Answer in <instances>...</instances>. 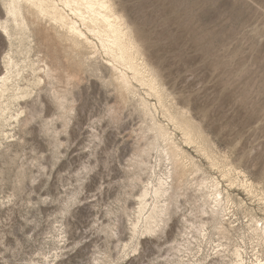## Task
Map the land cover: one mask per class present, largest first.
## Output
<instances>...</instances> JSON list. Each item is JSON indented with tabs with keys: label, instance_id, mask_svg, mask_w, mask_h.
<instances>
[{
	"label": "rangeland",
	"instance_id": "1",
	"mask_svg": "<svg viewBox=\"0 0 264 264\" xmlns=\"http://www.w3.org/2000/svg\"><path fill=\"white\" fill-rule=\"evenodd\" d=\"M114 4L138 38L167 108L190 120L215 166L202 147L185 140L147 87L137 83V93L126 103L117 99L113 86L105 84L107 70L99 76L85 71L78 86L70 87L74 110L63 114L51 98L66 84L46 78L36 86L43 60L50 61L48 50L66 64L63 49L49 41V47L42 46L36 31L28 55L26 43L15 39L10 46L0 28V72L5 71L10 52L21 67L28 56L35 62V71L25 66L14 82L31 95L12 100L17 90L13 85L3 99L8 119L0 116V264H95L98 257L112 264H162L170 255L165 238L144 237L141 252L127 256L118 239L130 238L136 199L154 175L148 169L135 186L130 185L136 148L147 141L141 137L151 122L140 112L141 98L151 105L154 120L170 131L207 176L229 188L238 171L247 175L258 192L249 195L235 183V197L245 208L264 213V0H114ZM101 62H106L105 56ZM71 63L63 67L72 70ZM18 113L29 118L27 122L11 119ZM159 154L154 149L148 156L156 173L167 168ZM231 168L234 173L224 178V170ZM192 179L188 201H180L175 218L189 214L199 195ZM238 212L244 217L243 209ZM109 228L119 235H109Z\"/></svg>",
	"mask_w": 264,
	"mask_h": 264
},
{
	"label": "bare ground",
	"instance_id": "2",
	"mask_svg": "<svg viewBox=\"0 0 264 264\" xmlns=\"http://www.w3.org/2000/svg\"><path fill=\"white\" fill-rule=\"evenodd\" d=\"M0 3V9L4 12L0 28L10 46L13 47L14 40L19 39L21 43H26V54L29 55L34 48L31 36L37 31L43 40L42 46L49 47L48 41L56 44L67 55L66 64L73 63V69H67L68 65L61 64L58 55L48 50L50 61L43 60L44 68L36 82V86H40L47 78L50 83L66 84L65 89L54 91L51 98L63 114L74 110L75 103L71 104L69 95L80 83L83 73L90 70L99 76L103 70H107L108 80L105 84L113 86L117 99L126 103L130 95L137 93V83L147 87L149 93L158 98L163 112L183 132L185 140L202 147L204 154L215 166L211 151H204L205 141L201 134L195 132L190 120L167 108L160 82L145 61L132 27L116 10L114 0H0ZM103 56L106 57L105 63L101 62ZM24 63L35 71V62L31 59L29 61V56ZM5 65V71L0 72V116L8 119V103L5 104L3 100L6 94L13 87V91L17 90L12 100L29 97L31 93L22 89L18 83L14 85L25 66L21 67L12 52L8 53ZM139 101L140 112L149 117L151 122L141 137L147 141L136 148L131 164L133 173L130 174V185L135 186L142 179L141 172L148 169H152L154 175L142 186L141 194L136 199L138 206L129 227L130 238L127 241H123L121 235L118 238L123 254L127 256L130 251L141 252L146 244L143 238L156 236L158 240L165 238L164 241L169 243L170 255L162 264H264V213L258 215L253 208H245L244 201L237 200L233 192L236 183L248 191L249 195L255 194L257 190L252 181L242 171H238L239 177H232L229 188H224L218 178L207 176L202 166L175 142L170 131L154 120L155 112L148 101L144 98ZM21 113L10 117L15 122H27L29 118L20 117ZM149 132L152 133L150 137ZM154 149L160 152L158 160L167 165L161 173H156L155 168L149 165L148 156ZM234 171L232 168L224 170V178H230ZM191 177L195 181L193 187L199 194L198 198L192 203L189 214L175 218L180 201L186 203L190 196L187 189L192 185ZM240 209H243L244 217L238 216ZM114 231L111 228L109 235H119V231ZM208 246L212 248L211 253L206 252ZM112 262L98 257L95 264Z\"/></svg>",
	"mask_w": 264,
	"mask_h": 264
}]
</instances>
